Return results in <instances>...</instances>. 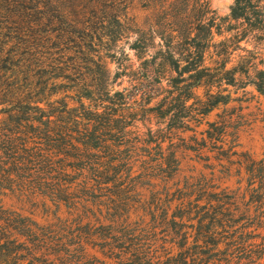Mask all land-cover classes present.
<instances>
[{
    "label": "trees",
    "instance_id": "obj_1",
    "mask_svg": "<svg viewBox=\"0 0 264 264\" xmlns=\"http://www.w3.org/2000/svg\"><path fill=\"white\" fill-rule=\"evenodd\" d=\"M135 4L149 12V27L129 18ZM71 12L88 40L79 41L75 66L59 68L72 58L49 33L63 30ZM230 19L240 24L224 37L208 0H0V29L10 30L0 51V191L51 201L75 216L42 227L0 204V264H260L264 158L235 150L230 119L209 123L184 148L215 153L220 172L209 167L210 174L173 182L183 172L178 150L162 148L165 131L193 132L192 123L230 102L221 86L211 94L212 72L227 86L253 73L264 95L257 58L236 56L251 52L241 46L249 36L264 37V0H235ZM132 34L131 49L145 60L136 71L120 65L116 78H130V87L115 90L98 47ZM154 39L160 45L150 54ZM61 78L75 85L60 88ZM206 84L212 100L189 105ZM153 117L161 122L153 125ZM235 166L245 187L223 188L217 174L231 177ZM145 208L152 224L133 222Z\"/></svg>",
    "mask_w": 264,
    "mask_h": 264
},
{
    "label": "rangeland",
    "instance_id": "obj_2",
    "mask_svg": "<svg viewBox=\"0 0 264 264\" xmlns=\"http://www.w3.org/2000/svg\"><path fill=\"white\" fill-rule=\"evenodd\" d=\"M91 1V0H90ZM211 6V9L215 11L216 16L218 18V23L222 24L224 37L234 35L235 31H232L233 28L239 26L240 22H235L230 19L231 10L234 6L235 0H208ZM72 2V1H71ZM142 5L135 4L132 9L129 10V18L133 19L135 24L138 27H143L144 24L149 27V12L143 10ZM72 11H75L72 9ZM78 17L74 16V12H71L70 17L64 21L63 30H60L62 26L55 25L54 30L51 29L49 33V37L52 40V44L54 46L59 47V49L66 48L69 49L70 52V60L67 64L63 63L58 65L59 68H63L64 66H75L73 65L76 61V57H80L78 50L79 43L82 40L88 38L82 31V26L80 24L75 25V21ZM80 22V21H79ZM147 27V30H148ZM137 29V27H136ZM228 33H225L227 32ZM10 30H1L0 29V51H2V41L4 40V35ZM62 36H66L67 39H61ZM70 38V39H69ZM218 40L222 38L216 37ZM80 41V42H79ZM136 37L135 35H131L128 41L121 42L120 44H116L114 42H110L107 44H103L98 47V53L103 57L104 62H106V66L110 72V80L112 84V88L115 90H123L124 88H129L130 84L128 80L130 78L123 77L117 80V73L122 72L120 65H123L129 70L136 71L142 67V63L145 59L138 58V55L131 49V46L135 43ZM73 42V43H72ZM159 39H154L150 44L153 47L150 54H153L158 50ZM60 44L62 46H60ZM12 46V45H10ZM241 46L245 48V50L251 51L250 54L246 52H238V55H246L247 57L254 56L257 58V64L260 69H264V63L261 61V57L264 55V37H261V34L254 33V35L249 36L246 41H244ZM156 48V49H154ZM4 49V48H3ZM57 53H60L58 49ZM62 52V50H61ZM80 52V51H79ZM258 52V53H257ZM257 53V55H254ZM127 55L128 59H125L123 55ZM68 55V56H69ZM60 56V54H58ZM264 58V57H263ZM96 60V59H95ZM124 60V61H123ZM128 60V61H127ZM237 57L233 64L229 65L228 68H232L236 66ZM81 67V65H80ZM84 72L88 71H98V67L95 65H85L82 64ZM211 75L214 77L210 78L213 80L214 88L211 90L208 85L195 90V100H191L189 105L195 104V108L202 103H206L212 99H210V90L211 94H217L219 88L221 86V90H226L225 95H230V102L227 105H219L212 112H210L204 118H200L199 123H192L191 128L194 130L186 131L182 133L181 130H172L169 133L167 131L164 132L166 139H163L164 143H162V148L164 153H168L167 149L171 144H174L176 149L178 150V157L181 161L182 170L177 176V178L173 182H183L185 177L189 176H197L199 173L210 174V168L215 167L219 172L223 169L220 168V162L216 160L215 153H203L197 154L192 151H185V147L193 144L194 142L193 135H195L199 140H201V133L208 128L209 123L213 122H222L227 119L229 121L228 128V141L233 142L236 146L235 150L240 153H248L253 158L263 159L264 158V95L259 93L254 85H252V80L254 78V74L250 73L249 79L242 74H237L236 81L234 86H227L225 83H220V81L215 78L218 76L216 72H212ZM60 88H68L75 84L70 83L68 80H64L63 78L55 81ZM156 103H152L151 107H153ZM2 118V116H0ZM161 121L157 118L153 117L152 124H159ZM166 124L163 125L164 128ZM154 129L157 127L154 126ZM191 130V129H190ZM145 132V129H142ZM167 133V134H166ZM232 143V144H233ZM209 150L212 152H216L215 147H209ZM223 165H228L226 162ZM237 166V165H236ZM235 168L231 177L223 178V173H218L217 176L220 178V184L223 188L237 189L238 187H245V182L240 183L241 178L236 176V168ZM210 167V168H209ZM209 168V169H207ZM140 170V164H137L135 167V171ZM143 194V199L147 201L151 200V189L148 187H142L140 189ZM0 204L4 205L7 208H13L17 211L21 212L24 216L30 217L35 221L38 225L42 227L56 225L59 220L65 221L68 223H72L75 219V216H72L71 212L61 206L57 208L51 201L43 200L39 198L38 200H22L14 195H2L0 191ZM139 216H141L139 218ZM143 219L146 225L152 224V218L147 211V208L144 209L143 213H139L137 216H133L132 221L136 222ZM87 222V221H85ZM157 233L161 232L160 228L156 229ZM158 239L162 238V235L157 236ZM264 238V230L259 233L258 242H260ZM170 245H167L168 248ZM178 252L177 249L174 250V254ZM101 256V255H100ZM241 264H247V261H242ZM260 264H264V258L260 262Z\"/></svg>",
    "mask_w": 264,
    "mask_h": 264
}]
</instances>
